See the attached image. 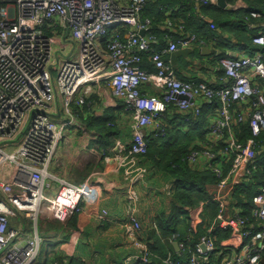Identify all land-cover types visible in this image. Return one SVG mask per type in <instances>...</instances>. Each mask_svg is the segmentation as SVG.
Listing matches in <instances>:
<instances>
[{
	"label": "built area",
	"instance_id": "obj_1",
	"mask_svg": "<svg viewBox=\"0 0 264 264\" xmlns=\"http://www.w3.org/2000/svg\"><path fill=\"white\" fill-rule=\"evenodd\" d=\"M147 3L148 0H0V264H36L44 244L38 221L67 223L101 195L102 188L93 177L81 186L53 177L49 166L66 128L72 123L82 126V108L102 79L108 81L112 96L124 101L132 118L131 141L118 139L114 151L102 155L104 164L126 181L127 215L122 228L134 251L127 255L125 264L148 263L156 257L140 236L138 186L147 177L143 163L149 148L147 129L153 126L162 130L172 104L192 109L198 116L203 104L214 100L220 107L207 139L191 150L187 160L194 168L200 162L206 163L217 177L220 193L214 200L220 210L208 235L190 252L188 264L209 263L216 252L212 238L216 226L231 230L226 242L231 253L218 251V256L225 255L221 264H264V185L252 199L253 215L260 222L257 229L249 225L241 210L228 212L226 202L233 199L243 171L250 173L247 168L258 152L256 138L264 133V87L257 82L258 78L264 79V12H252V17L263 20L262 29L252 38L261 49L238 58L220 59L219 65L231 84L214 89L177 77L164 55L192 47L199 40L196 35H185L177 40L171 38L167 47L160 48L158 36L151 31L153 20L144 17ZM167 8L169 13L175 10ZM166 23L168 27L174 24L171 19ZM126 26L129 29L122 34ZM51 27L71 33L78 44L73 58L60 60L61 50L54 53L48 34ZM177 28L184 29L180 25ZM141 31L146 34L142 36ZM145 58L153 63L154 70L141 66ZM143 86L162 94H150ZM59 96L63 107L58 103ZM252 98L253 112L248 120L252 137L244 143L237 142L234 129L246 122V117L235 106ZM56 115L64 116V121H57ZM222 140L226 143L220 148ZM52 180L60 183L55 194L50 193ZM207 202L187 209V238L201 222ZM22 215L35 225L30 235L12 226V220ZM173 238L178 240L179 235ZM186 241L178 240L183 252L187 250ZM164 262L179 264L171 254ZM50 264L59 263L52 260Z\"/></svg>",
	"mask_w": 264,
	"mask_h": 264
},
{
	"label": "crops",
	"instance_id": "obj_2",
	"mask_svg": "<svg viewBox=\"0 0 264 264\" xmlns=\"http://www.w3.org/2000/svg\"><path fill=\"white\" fill-rule=\"evenodd\" d=\"M226 1L227 5L224 7L219 6L218 3L217 5L209 6L206 3L193 0H180L175 5L161 4L159 11L162 13L163 18H151L153 20L152 30L159 38L160 48L167 47L171 38L177 40L185 35H196L199 40L192 47H187L192 49L191 53L180 55L175 62L171 58L173 52L164 55L171 63L179 79L205 83L214 89H219L231 84V80L219 65L220 59L224 57L238 58L243 54H253L261 49L260 46L253 43L254 51H247L241 43H238L232 31L222 30L215 23L216 21L231 20L232 24L230 26L232 28L243 27L245 28L246 36L252 38L262 29L261 22L259 18L247 20L245 16L248 11L252 10L254 12H264V0ZM167 7H174L175 10L169 13ZM241 16H244V18ZM168 19L173 21V26L168 27L166 23ZM177 25L183 26V31L178 30ZM128 29V26L123 27L122 34H125ZM50 32L48 34L52 40L53 36L56 38L55 45L59 48L62 46L60 43L61 39L67 40L68 36L71 35L70 32L63 30L61 27H51ZM111 38H113V35L110 36ZM107 40L106 37L102 40V43L105 44ZM56 52L58 53V51ZM141 66L154 70L153 63L148 58L143 60ZM257 82L261 87H264V79L258 78ZM143 90L150 94H162L160 90L151 86H143ZM252 100L253 98L235 106L237 110L245 114L246 122L244 124H248L249 117L253 112ZM85 105V123L80 120L82 126H71L66 129L64 137L58 144L50 163L49 172L57 179H65L81 186L86 183L87 178L93 177L100 184L102 193L94 204H87L86 209L76 214L71 222L59 223L55 220L45 219L38 221V233L44 239L46 248L45 251L42 249L36 264H50L53 258L59 256L64 264H125L127 255L134 251L125 238L122 228V223L127 215L126 181L121 174L113 172L111 167L104 164L102 160L103 152H100L95 147L96 143L105 137L104 132H100L95 126L105 122L110 128L114 129L112 131L115 134L114 136H116L114 146L118 139L129 143L132 136V118L126 109L124 101L112 96L106 79H102L100 83L95 84L94 92L87 98V104ZM219 107L220 103L217 100L211 103H204L201 113L195 116L192 109L184 110L178 105H170L166 112V118L162 123V130H156L153 126L147 129L149 139H151L150 149L177 153L183 148V143H188V151L191 148H199L200 144L203 143L202 140L207 139ZM54 118L59 122L64 121L62 115L60 117L56 115ZM89 124L93 130L89 128ZM162 132L165 133L164 136H162ZM237 138L234 133L236 141ZM163 145L168 146L165 147ZM262 152H264V145L261 143L257 154L260 155ZM259 155L247 168L250 173H247L245 169L239 176L237 183V187L240 183H246V186L249 184L257 185V191L253 197L260 192L261 187L264 185V176L259 175L257 179L255 178V174L257 172V175L260 174L264 168V163L260 164L258 162L256 164ZM148 158L149 161L145 160L147 178L144 183L138 186V190L140 194L139 215L142 223L140 236L151 249L150 243L155 242L156 238L159 239L161 244L167 241L166 237H162L156 225V219L161 211L169 207V200L173 195L176 181L174 178L165 179L166 176L163 175V170L154 168L150 164L152 156L148 155ZM196 168L205 169L209 167L206 163L200 162ZM52 185L50 193L55 194L59 189L60 183L52 180ZM219 193L220 190L218 188L217 195ZM233 200L234 196L233 199L226 201L228 212L241 210L242 216L247 219L249 225H253L256 229L259 228L260 222L256 217L253 215L257 222L252 221V223L244 215L242 207L234 206L235 200ZM250 204L252 207L250 210L251 215L254 209L253 201ZM171 210L172 207H170L169 211ZM15 223L16 227L26 235H30L35 231L33 222L23 215ZM212 224L208 227V233ZM153 230L156 235L154 238L151 237ZM177 234H172L168 239L173 246L175 243L178 245V249L175 247L174 249L177 253L180 252L182 254L183 251L182 249L180 250L178 240L181 242L186 237L183 238L178 234V240L177 238L174 239V235ZM187 251L188 248L185 253ZM219 257L221 264L223 257Z\"/></svg>",
	"mask_w": 264,
	"mask_h": 264
},
{
	"label": "trees",
	"instance_id": "obj_3",
	"mask_svg": "<svg viewBox=\"0 0 264 264\" xmlns=\"http://www.w3.org/2000/svg\"><path fill=\"white\" fill-rule=\"evenodd\" d=\"M179 2L180 0H148L145 9L146 11H144L145 17H155L157 19H162L163 16L162 13L159 11V6L161 4L175 5ZM252 12H254V10L248 11L246 13L245 19H255L252 17ZM241 17L244 18V16ZM259 20L260 22L263 21L262 19ZM231 24V20H224L222 22L216 21L215 23V25L217 27L222 28V30L232 31V33L237 38L238 43H241L244 49H247V51L253 52V37L249 38L248 36H246L245 28L241 26L238 27V29H236L235 27L232 28V26H230ZM151 31L152 33H155L152 29ZM80 118L82 122L85 123V116L81 115ZM95 127L99 129L100 132H104L105 134V137L98 143H96V149L103 153H112L115 147L114 139L116 138V136H114L115 134L112 132L114 129L110 128L106 122L97 124V126ZM89 128L92 129L90 124ZM234 132L236 134V138L237 136L239 138H237V142L239 141L244 143L252 137L251 128L249 124H240L237 128L234 129ZM223 140L220 141V148H223L225 146L226 142H224ZM256 140L258 142V147L261 143L264 145V133L257 137ZM150 141L151 139H149L148 152L143 157V163L145 167L147 166L145 160L149 161L150 158H148V155L152 156V158L150 159V164H152L154 168L162 169L163 175L166 176L165 179L174 178V180L176 181V185L173 189V195L169 200V207L166 210L161 211L156 219V225L159 228L162 237H166L167 241H165L164 244H161L159 242V239L156 238L155 242L150 243L151 250L154 251L156 257H153L152 260L148 263L137 262L134 264H167L164 262V259L169 254L172 255V258L175 262H178L179 264H188L187 258L189 253L195 250L196 245L200 242L201 238L207 235L208 227L212 224L220 210L219 203L217 202V200H214L217 195L218 179L210 168L198 169L189 165L190 163L187 160V157L190 154L191 150L194 148H191L188 151V143H183V148H181L177 153H168L162 152L159 149L151 150ZM202 141L204 142L205 139H203ZM163 146L167 147L168 145ZM258 162L260 164L264 163V152L259 155V159L256 161V164ZM228 167L229 164L226 163L225 169L227 170ZM257 173L255 174L256 179L259 175L264 176V168L262 169L260 174L257 175ZM256 186L257 185L255 184H249L246 186V183H240L238 187L236 185L237 191L234 195L235 201L233 200L234 206L242 207L244 210V215L251 222H257L256 219L253 217V212L250 215V210L252 209L250 202H252V197L257 191ZM200 201L208 202L204 207V211L201 216V222L195 227L192 236L187 238L186 234L188 232V227L190 226L189 214L187 209L196 207ZM170 207H172L171 211H169ZM76 214L79 213H75L68 222H71V220L75 217ZM151 233V237L154 238L156 236L155 231L153 230ZM174 233H178L183 238L186 237V245L188 248V251L186 253L183 252L181 254L180 252L177 253L175 251L173 244L168 239ZM230 236V229L224 230L219 227H216L213 230L212 238L215 242L216 252L212 256L208 264H220V257L218 256L219 250L231 253L230 250L226 249V242L228 241ZM59 257H55L53 258V260L57 261L59 264H64L63 260Z\"/></svg>",
	"mask_w": 264,
	"mask_h": 264
},
{
	"label": "rangeland",
	"instance_id": "obj_4",
	"mask_svg": "<svg viewBox=\"0 0 264 264\" xmlns=\"http://www.w3.org/2000/svg\"><path fill=\"white\" fill-rule=\"evenodd\" d=\"M53 41H54V46H55L54 53L56 51H60L61 50L60 60L71 59V58H73L76 55L75 53L78 52V44L76 43V41L73 39V37L71 35L68 36L67 40H62L61 39V42H60L61 45H62L61 48H59L58 46L55 45L56 44V42H55L56 38H54V36H53ZM58 101H59L60 107H63L64 101H63V98L61 96H59ZM85 107H86V105L83 106L81 115L85 114ZM80 120H81V118H80ZM81 122H82V120H81ZM71 126H69V127H71ZM65 132H66V130H65ZM27 219H29V218H27ZM15 222H16V220L13 219L12 220V226H16ZM45 248H46V246H45V244H43L42 249L44 251H45ZM152 258L150 259V261L152 260Z\"/></svg>",
	"mask_w": 264,
	"mask_h": 264
},
{
	"label": "water",
	"instance_id": "obj_5",
	"mask_svg": "<svg viewBox=\"0 0 264 264\" xmlns=\"http://www.w3.org/2000/svg\"><path fill=\"white\" fill-rule=\"evenodd\" d=\"M218 5L221 6V7H224L227 5V1L226 0H218ZM211 22H213L212 19H210ZM141 35L144 36L145 35V32L142 31L141 32ZM192 52V49L190 48H185V49H179L177 51H174L172 54H171V58H172V61L175 62L176 59L180 56V55H187L189 53ZM255 99V98H254ZM174 247L176 249H178V245L175 243L174 244Z\"/></svg>",
	"mask_w": 264,
	"mask_h": 264
},
{
	"label": "bare ground",
	"instance_id": "obj_6",
	"mask_svg": "<svg viewBox=\"0 0 264 264\" xmlns=\"http://www.w3.org/2000/svg\"><path fill=\"white\" fill-rule=\"evenodd\" d=\"M89 97V96H88ZM72 126L74 125L73 123L71 124Z\"/></svg>",
	"mask_w": 264,
	"mask_h": 264
}]
</instances>
